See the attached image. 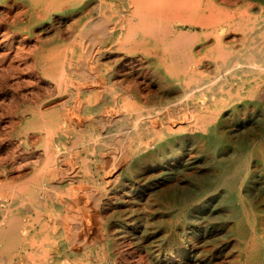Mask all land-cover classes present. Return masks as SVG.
I'll return each mask as SVG.
<instances>
[{
	"label": "bare ground",
	"instance_id": "obj_1",
	"mask_svg": "<svg viewBox=\"0 0 264 264\" xmlns=\"http://www.w3.org/2000/svg\"><path fill=\"white\" fill-rule=\"evenodd\" d=\"M237 1L0 0L1 65L58 43L8 97L0 264H264V35Z\"/></svg>",
	"mask_w": 264,
	"mask_h": 264
},
{
	"label": "rangeland",
	"instance_id": "obj_2",
	"mask_svg": "<svg viewBox=\"0 0 264 264\" xmlns=\"http://www.w3.org/2000/svg\"><path fill=\"white\" fill-rule=\"evenodd\" d=\"M247 1L253 4V6L250 9H247L245 7ZM6 9H7L6 6L0 4V15L1 16L2 14H5ZM15 10H12V12ZM231 10H232V13L233 14L235 13L236 15L242 13V10H244V12L250 11L251 14L257 16V18L259 19L258 21L260 22V25H259V29L261 31L260 36L264 35V1L263 0H238L236 5L231 6ZM52 38H53V34L50 29L41 30V28L36 27L33 30V33L30 35V37L26 40L25 54L23 56L24 58L22 57L21 59L15 62V64L18 65L21 68V70L19 72L10 70V68L8 67L9 62H6L5 64H2V65L0 64V157H1L0 158V181L6 180V179L10 180L14 178L15 176H17L15 171H9L3 165H5L8 162L7 164L12 166L13 161L9 162L10 159H16V157H19L21 150L25 147L24 146L25 144H22L19 142V137L17 136V134L16 133L12 134V127L10 124L13 119L11 115L8 113L7 107H9L11 103H14V99H11V98H14L13 97L14 95L20 96V94L24 92L23 90H26V88L30 89L33 87V85H27L31 81L30 76L32 75V73L27 72L25 68L30 63L28 61H31L32 63L33 62L32 59L35 60L36 54L38 55L39 53L41 54L43 52H47L49 48L54 46V44H58V43H52L51 41ZM35 44H36V47H35ZM29 46H31L32 49ZM242 49H243L242 42L237 43L235 53H241ZM28 50L30 51L28 52ZM0 51H1L0 53L2 52L4 53L5 49L0 48ZM2 69L4 71H2ZM14 78L16 81H19V83L16 82ZM23 78L25 79V81H23ZM12 82H14V84H12ZM19 85L21 86L18 87ZM8 97H11V98H8ZM40 148L42 147L39 146L38 148L27 149V151L34 152V151H38L37 149H40ZM4 152H5V155H4ZM2 154L3 156H1ZM4 159H7L6 162H4ZM0 189H1L0 192L2 193V195L5 196L6 199H9L8 197L17 195L18 190L20 189V186H19L18 180H15L12 182H7Z\"/></svg>",
	"mask_w": 264,
	"mask_h": 264
}]
</instances>
